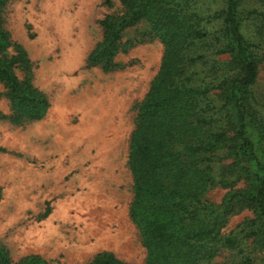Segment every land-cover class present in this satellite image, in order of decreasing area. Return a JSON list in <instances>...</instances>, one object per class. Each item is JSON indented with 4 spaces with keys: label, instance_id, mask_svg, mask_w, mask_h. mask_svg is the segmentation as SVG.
I'll return each mask as SVG.
<instances>
[{
    "label": "rangeland",
    "instance_id": "1",
    "mask_svg": "<svg viewBox=\"0 0 264 264\" xmlns=\"http://www.w3.org/2000/svg\"><path fill=\"white\" fill-rule=\"evenodd\" d=\"M191 8L203 19L205 42L214 44L225 1L192 0ZM123 13L119 0H9L1 11L10 41L3 57L23 51L15 74L20 81L29 80L48 102L41 120L15 124L0 83V248L12 264L33 256L47 264H90L102 252L127 264H146V251L129 217L133 181L128 157L137 109L159 72L164 46L143 21L122 32L115 70L87 65L103 40L99 22ZM261 15L263 0H240V31L260 60L251 92L264 119ZM214 50L205 47V66L194 68L200 77L208 76L206 82L212 81V66L229 61ZM222 160L223 165L231 163ZM245 186L243 180L230 188L216 185L205 192V200L219 205L227 193ZM252 218L247 208L236 209L222 234L237 231ZM243 244L253 253L254 264H264V248L251 240ZM234 260L224 252L215 262Z\"/></svg>",
    "mask_w": 264,
    "mask_h": 264
},
{
    "label": "trees",
    "instance_id": "2",
    "mask_svg": "<svg viewBox=\"0 0 264 264\" xmlns=\"http://www.w3.org/2000/svg\"><path fill=\"white\" fill-rule=\"evenodd\" d=\"M7 1L0 0V83L10 103L9 119L15 124L39 121L47 99L15 74L24 52L3 57L10 47L1 22ZM224 1L217 16L222 27L210 45L192 0H119L123 15L99 22L103 40L87 59L89 67L115 70L122 32L143 21L164 46L159 72L137 109L128 157L133 181L129 217L146 264H217L224 252L233 255L232 264H254L243 242L264 248V119L251 92L260 60L240 31V0ZM205 47H214L215 56H229L222 67L212 66L219 76L212 74L210 82L194 71L205 66ZM221 159L231 163L223 165ZM241 180L245 188L230 191L219 205L205 200L208 189L230 188ZM240 207L253 218L241 230L222 234L227 218ZM0 264H12L1 248ZM18 264L47 263L33 256ZM90 264L127 263L102 252Z\"/></svg>",
    "mask_w": 264,
    "mask_h": 264
}]
</instances>
